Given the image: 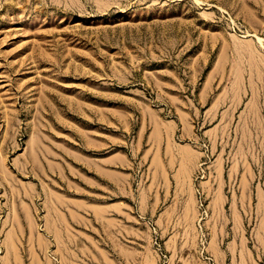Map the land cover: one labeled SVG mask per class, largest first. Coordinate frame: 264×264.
Here are the masks:
<instances>
[{
  "label": "rangeland",
  "instance_id": "rangeland-1",
  "mask_svg": "<svg viewBox=\"0 0 264 264\" xmlns=\"http://www.w3.org/2000/svg\"><path fill=\"white\" fill-rule=\"evenodd\" d=\"M0 264H264V0H0Z\"/></svg>",
  "mask_w": 264,
  "mask_h": 264
}]
</instances>
